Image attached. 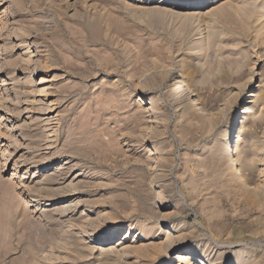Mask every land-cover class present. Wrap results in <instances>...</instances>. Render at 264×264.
Wrapping results in <instances>:
<instances>
[{"label":"rangeland","instance_id":"rangeland-1","mask_svg":"<svg viewBox=\"0 0 264 264\" xmlns=\"http://www.w3.org/2000/svg\"><path fill=\"white\" fill-rule=\"evenodd\" d=\"M181 1L202 0H0V264H186L199 243L264 261V34L229 0ZM179 73L203 122L168 93ZM253 96L236 133L261 207L211 165ZM135 220L163 231L154 247Z\"/></svg>","mask_w":264,"mask_h":264},{"label":"bare ground","instance_id":"bare-ground-1","mask_svg":"<svg viewBox=\"0 0 264 264\" xmlns=\"http://www.w3.org/2000/svg\"><path fill=\"white\" fill-rule=\"evenodd\" d=\"M141 1L143 3V0H141ZM225 1L226 0H208V1L204 2V0H202V1L196 2V6H190V5L195 4L194 1H192V2L191 1H186V2L181 1V2H173L167 8L169 9L170 12H175L174 10L176 7L190 6L189 8H196V7L198 8V7L210 5V4L219 5V4L224 3ZM229 2H230V6L238 7L240 10H242V14H244L247 19H249L251 21L253 20L256 22L259 21L260 24H259V29L257 30V32H259V34H264V0H229ZM239 13H240V11H239ZM6 25H7L6 23H4V24L2 23L0 25V29L2 30V35L0 36V38L6 36L7 33H9V35H10L8 37L11 38V35L13 34L12 31L10 32L9 30H7V33L5 32ZM2 65H4V63L1 64V66H0L1 69L3 68ZM13 67L15 68V66L12 64L10 69H13ZM0 72H2V71H0ZM114 81H118V80L115 79ZM43 82H47V80H45ZM43 88H45V87H43ZM38 91L43 92L44 89L41 88ZM168 93H170L175 99H177V101L179 100V102H184L185 100H188L186 102V104L188 106L193 107L192 115H193L194 119L196 120V122L199 123V122L204 121L205 117L203 114H205V115L208 114L207 107L205 106L204 102H202L201 100H199L197 97L194 96V93H193L189 83L184 79V76L181 73H179L177 75V77L175 79H173L172 83L170 84ZM256 98H257V96H253V98L251 100L247 101V102H249L250 105L246 106L245 109H244V106H240L239 104H237L238 113L232 114L230 116V118L228 119V121L226 122V124L224 125V128L222 129V133H221L220 142H219L218 146L215 147L216 151L212 152L214 154H213V159H212L211 165L215 168L214 172H216L218 177L223 179L224 186L226 185L227 188L229 187L237 196L241 195L240 198H242V195H243L245 200L248 202V204H250V205L252 204V205H255L257 207L258 205L260 206V203H262V202L258 201L256 198V196L258 195L257 189H262L261 188L262 187V183H261L262 181H258V182L251 181L246 177L247 175L243 171L244 170V161L242 160L241 149H240L239 140H238V134L236 133V127H237L238 123L242 122L244 119H247L246 117L250 114L252 107H253L254 103L256 102ZM237 99H238V96H237ZM48 105H49V103L44 102V100L40 104L41 108L45 107V108H43V110L44 109L50 110V107H48ZM7 108L9 109V111L12 110L10 107H7ZM47 112H49V111H47ZM242 113H244L243 116H241ZM7 114H10V113L8 112ZM58 116H59V114L56 113L55 115H51L50 118L45 119L46 121H45V123H43V130L45 131L46 137L53 136L56 134L57 127L59 124ZM235 122H237V124L234 125ZM46 140L53 141L52 139H46ZM51 144L52 143H48L46 146H50ZM87 147L90 149H94L95 145L93 143L91 144L89 142ZM103 151L105 154L108 155L110 153L111 149H110V147H103ZM258 172L264 175V165L259 169ZM263 184H264V181H263ZM1 188L5 189L6 187L5 186L3 187V184H1ZM7 188H6V190L9 193V190ZM245 188L246 189L252 188V190L248 191V190H245ZM232 191H230V192H232ZM261 191H262V195L264 196V189H262ZM261 191H259V192H261ZM11 195L12 194H8V196L3 195V197L6 196L8 199L9 198L11 199V198H13V197H11ZM260 196H261V194H260ZM258 198H259V196H258ZM245 200H243V201H245ZM10 207H12V205ZM13 208H15V206ZM3 220H6V219H3ZM11 220L13 221V219H11ZM3 223H5V221ZM7 223H9V222H7ZM10 223H12V222H10ZM131 223H132L131 228L132 227L133 228H139L141 230L140 232H141V234H143V235H141V239L146 240L148 245H151L152 247H154L153 245H155L156 243L154 244L153 240H157L159 238L158 235L162 231V230H160L159 226L154 225L155 223L152 224L148 221L143 222L140 220H135V221H132ZM4 225L2 224V226H4ZM4 231L5 232L7 231V233H11V232H8L9 230H7L6 225L3 227V229H1L0 232L1 233L3 232L5 234ZM13 231H14V229H13ZM13 231H12V233H13ZM171 231H172V229H171ZM173 231H175V230H173ZM4 238H2L1 241ZM199 244H196V246L194 248L187 249V253L189 254V258L187 259L186 264H264V261H262V262L260 261L262 259V258H260L261 255L257 256L256 253H253V251L242 248V247L232 249L230 252L229 251L225 252L224 250L220 249V250L215 251L211 257H210V254L207 257L206 252H203L204 250L202 251V249H198ZM0 245L2 246L3 243ZM158 245H159V242H158ZM197 249L200 250V252ZM108 250L111 251L110 249H108ZM262 256H264V255H262ZM191 259L193 261L189 262ZM158 264H163V262L161 261Z\"/></svg>","mask_w":264,"mask_h":264}]
</instances>
